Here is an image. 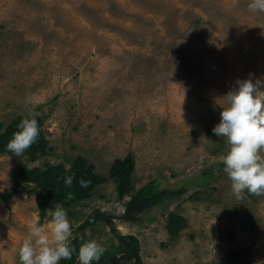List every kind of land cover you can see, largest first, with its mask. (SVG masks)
<instances>
[{
    "label": "rangeland",
    "instance_id": "374dc122",
    "mask_svg": "<svg viewBox=\"0 0 264 264\" xmlns=\"http://www.w3.org/2000/svg\"><path fill=\"white\" fill-rule=\"evenodd\" d=\"M249 0H0V132L38 110L50 150L0 153V264H21L30 224L48 226L59 203L73 245L95 239L92 264H133L119 237L138 241L144 264H264V193L237 199L222 163L226 137L212 131L222 96L238 79H264V12ZM250 74L251 77H250ZM132 154L133 184L177 190L134 221L123 219L109 176ZM83 157L106 181L64 206L33 183L10 193L23 167L66 169ZM96 212L110 224L90 221ZM181 216L178 237L166 231ZM215 220V222H214ZM59 264H79L72 259Z\"/></svg>",
    "mask_w": 264,
    "mask_h": 264
},
{
    "label": "clouds",
    "instance_id": "9594fccd",
    "mask_svg": "<svg viewBox=\"0 0 264 264\" xmlns=\"http://www.w3.org/2000/svg\"><path fill=\"white\" fill-rule=\"evenodd\" d=\"M251 12H264V0H249ZM252 74H250L251 77ZM220 120L212 131L226 137L228 149L223 156L224 171L237 199L245 190L264 193V79H238L236 86L223 96ZM32 111L23 117L6 144L7 150L20 156L37 139L39 126ZM72 177L66 178L71 184ZM48 226L40 224L39 215L22 237L18 256L21 264H59L61 259L77 255L79 264H92L105 252L95 239L83 240L78 249L73 245V229L67 211L59 203L49 211ZM215 222V220H214Z\"/></svg>",
    "mask_w": 264,
    "mask_h": 264
},
{
    "label": "trees",
    "instance_id": "16d2710c",
    "mask_svg": "<svg viewBox=\"0 0 264 264\" xmlns=\"http://www.w3.org/2000/svg\"><path fill=\"white\" fill-rule=\"evenodd\" d=\"M38 113V110H34ZM24 116L15 118L5 129L0 132V153L9 152L6 148L8 140L12 133L17 130V125ZM38 126L40 123L39 115L36 117ZM50 150L48 141L39 128V134L36 141L24 151L32 160L42 154H47ZM135 161L132 154H127L123 158H116L111 163L109 176L115 180L117 184V193L119 198L129 196L130 199L126 203L125 214L123 219L126 221H134L137 216L148 208L164 201L170 196H179L177 190L160 189L156 180L147 182L142 187L135 189L133 184V171ZM71 176V184H67L66 178ZM106 181V178L98 176L93 171V166L81 156L72 160L70 168L67 170L63 164L50 165L45 169L37 167H23L15 173L14 184L9 194L3 196L7 202V198L16 193L23 191L22 184L33 183L50 194V197L60 200L64 206L81 201L88 197L90 192L99 184ZM90 221H102L110 224L111 219L102 212H96ZM184 219L175 214H169L167 218L166 231L170 238H176L179 235ZM122 247L125 248L124 258L128 253L133 256V264H144L138 256V241L132 235L119 237Z\"/></svg>",
    "mask_w": 264,
    "mask_h": 264
}]
</instances>
